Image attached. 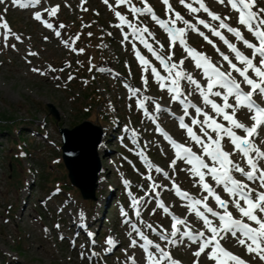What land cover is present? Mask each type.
Wrapping results in <instances>:
<instances>
[{"label": "rangeland", "instance_id": "1", "mask_svg": "<svg viewBox=\"0 0 264 264\" xmlns=\"http://www.w3.org/2000/svg\"><path fill=\"white\" fill-rule=\"evenodd\" d=\"M10 2L4 5L3 2L0 3V23L6 21L11 32L19 35L21 40L10 35L5 41V30L0 28V126L7 125L12 130L9 133L0 129V264H132L129 257H134L136 264H146L143 249L139 247L143 240L133 230V224L154 243H159L162 248L171 252L173 259L180 264H194L197 258L193 253L198 245L185 239L182 246L179 244L173 248L170 244L172 249L168 250V241L161 240L156 234L167 232L170 235L172 222L171 216L157 208V193L158 198L174 215L187 219L189 224L196 226L193 232L204 230L202 221L188 214L183 206L185 203L172 190V181L196 198H203L207 194L196 184L198 178H193L186 171L189 166L183 161H177L175 170L169 167L175 159V152L156 130L157 125L164 131H169L178 142L192 147L193 151L200 153L201 149L179 127L177 117L184 115L183 106H178L167 90L160 89L150 68L148 72H144L133 50V42L141 55L162 76H167V72L138 40L133 41L131 36L128 41L123 40L121 30L114 26L119 23L115 11L138 26H146L155 37L154 40L147 37L149 43L164 57L170 54L167 33L150 15H143L138 21L135 20L128 6L117 7L116 0H108L112 9L104 0H86V3L84 0H74L73 4L70 0H41L39 8L59 6L55 16H49L47 12L42 14L43 19L61 32V36L57 37L53 29L46 28L34 19V15L32 17L31 14L23 13L17 4ZM131 3L138 8L144 7L142 0H131ZM147 3L158 17L168 18L161 0H147ZM170 3L176 12L214 40L221 51L229 53L235 59L218 37L196 23L198 17L213 27H218L217 21H212L203 11L189 13L180 0H170ZM205 3L221 17L230 16L227 23L240 29L246 39L258 43L254 36L238 24V13L232 11L226 2L220 4L217 0H205ZM84 8L87 11L82 10ZM257 8H264V0H257ZM60 24L65 27L59 29ZM176 26L184 27L180 21H177ZM128 31L125 27L124 32ZM221 31L227 39L235 41L245 55L251 57V49L237 41L231 33ZM77 34L79 39L75 40ZM42 35H46V41H43ZM185 38L189 47L204 53L214 64L222 66V70H230L220 53L197 32L189 30ZM64 40L69 42V46L62 43ZM72 47L77 51H72ZM79 49L84 51L81 53ZM29 52L36 55H29ZM171 53L173 62L183 60V69L191 73L202 86H206L207 81L202 72L195 67L179 43L171 49ZM254 62L258 64L259 57ZM33 68L39 69V74L32 71ZM101 68L105 71H99ZM232 75L241 78L235 72ZM145 76L147 85L142 79ZM181 83L187 93H192L191 103L200 106L210 115H215L210 106L203 104L194 86L186 81ZM125 84L139 88V94L131 97ZM144 97L151 98L145 102V108L158 116V124L149 119L144 109L137 107V100ZM210 98L223 103L221 98ZM254 99L264 103V98L259 95L254 96ZM229 102L235 103L232 98ZM49 103L55 107L57 117L48 111ZM156 103L161 105V109L162 106L168 107L172 112L162 110L157 113ZM249 116L246 109H239L236 113V118L247 126L252 124ZM193 117L195 110L189 108L186 122L191 124ZM84 120L99 125L101 131L97 146L101 170L98 173L95 200L83 199L79 190L70 184L62 161L59 129H70ZM219 122L227 126L222 118H219ZM132 130L137 133L135 138ZM194 130L202 135L199 126ZM263 134L264 126L254 137V141L258 147L264 148ZM222 143L224 150L230 153L234 150L227 137ZM140 152L144 156L139 155ZM232 159L246 170L244 159L238 152ZM146 160L155 166L151 171L146 166ZM262 166L264 167V163ZM156 167L167 172L169 178H165L163 172H157ZM148 175L152 176V180L145 178ZM234 175L237 179H245L239 173ZM125 180L129 181L127 187ZM153 182L160 185L155 192L151 187ZM207 182L211 183L210 180ZM252 187L264 190L260 188L259 181ZM129 192L137 199L143 197L140 217L136 216L131 207ZM217 193L229 201L230 209L239 217L231 204V197L224 191ZM209 202L216 206L212 198ZM122 210L128 213L127 217L121 214ZM68 213L79 214L80 219L72 223L68 220ZM209 218L218 223L215 218ZM91 221L92 225L86 226ZM148 224L156 231L148 228ZM206 235L210 233L206 232ZM109 238L115 241L113 251L108 250L110 246L106 241ZM168 239L172 237L168 236ZM133 240L137 242L135 247L131 246ZM223 245L252 264H264L258 257L250 256L234 238L223 240ZM93 252L96 255L93 256ZM82 253L85 254L84 258ZM199 261L200 264H214L207 259L206 253L201 255Z\"/></svg>", "mask_w": 264, "mask_h": 264}, {"label": "snow or ice", "instance_id": "2", "mask_svg": "<svg viewBox=\"0 0 264 264\" xmlns=\"http://www.w3.org/2000/svg\"><path fill=\"white\" fill-rule=\"evenodd\" d=\"M3 0H0L2 3ZM86 3V0H84ZM165 5L167 19H161L158 17L153 8L147 3V0H142L144 7L138 8L131 3V0H116V6L127 5L129 11L132 13L135 20H139L140 16L150 15L151 19L159 25L168 35L170 41V54L167 57L160 55L149 43L147 37L154 35L149 31L146 26H138L128 18L122 15L119 11H115L119 23L114 25L119 28L123 34V40L128 41L129 36L133 38V41H139L143 46L148 49L149 52L160 62L167 76H162L156 67L152 66L150 62L141 55L140 51L136 48V44L133 42V50L137 60L141 63L144 72H148L151 69V74L155 78L161 90H167L174 102H178L183 106L184 115L177 117L179 127L185 130L187 137L201 149L200 154L193 151L192 147L185 143H180L171 137L167 132L157 125V131H159L164 138L171 145L175 152V159H173L169 165L170 168L175 170L177 161H183L189 167L186 171L193 178H198L196 184L202 189L203 192L207 193L203 198H196L187 191H184L180 186L173 180L172 190L175 195L181 200L185 201L183 205L189 215H194L199 221H202L203 229L198 232H193L187 219H182L172 213L169 207L165 206V203L160 200L159 194L157 193L156 206L163 210V212L171 216V233L172 239H168L169 234L167 232L156 233L159 235L161 240H167L169 244L175 246L177 243H182L185 239L189 240L192 244L198 245L193 255L197 258L194 264H200L199 257L202 254L207 255L209 261H213L214 264H249L248 261L240 257L239 255L228 250L221 241L231 237L234 238L236 243L244 247L246 252L250 256L258 257L260 261H264V191H257L255 188L250 187L248 183H244L242 180L237 179L233 173H239L242 177L246 178L247 181L255 183L259 181V186L264 189V167H261L260 162L264 161V150L257 146L254 141V137L259 134V130L264 126V104L258 103L254 99V96L259 95L264 98V8H257V0H217L220 4H227L232 11L238 13L237 22L243 26L252 36L255 37L258 43H253L247 40L242 31L236 27H232L228 20L230 16L221 17L219 14L214 13L206 5L205 0H180V3L185 7L189 13L197 14L201 11L207 13L208 17L212 21L218 22V27H213L204 19L197 17L196 23L203 25L204 28L208 29L211 34L218 37L234 54L237 63L229 58L228 55L220 52L219 48L216 50L220 52L223 61L227 62L229 71L222 70V66L214 64L209 57L204 53L198 52L196 49L188 46L186 41V33L191 30L197 32L202 36L209 44H212L215 48L214 42L209 39L204 32L199 31L195 24L186 20L179 12H176L170 0H161ZM14 4L19 7H35L41 3V0H13ZM105 4H108V0H104ZM198 5V7L196 6ZM109 8L112 9V5L108 4ZM255 9V10H254ZM87 11L86 8L82 9ZM45 12L49 16H55L59 11V6H55L51 9H45ZM34 19L40 21L46 28L53 29L57 37L61 36V32L58 29H54V25L49 23L47 20L42 18L41 12L34 13ZM2 20V18H0ZM177 21L183 23L184 27H177ZM65 25L60 24L59 29H63ZM129 29L128 32H124V28ZM0 28L5 31L3 38L5 41L10 35L15 36L16 40H21L19 35H15L11 32L9 25L6 21L0 23ZM221 30H226L231 33L237 41L243 43V45L252 50L251 57L242 53L237 46L230 42ZM147 33V36H145ZM111 35V33H109ZM91 36V33H89ZM47 39V37H45ZM79 39V34L74 38ZM123 42V41H122ZM65 46H69L67 40L62 41ZM74 43V40H73ZM179 43L180 47L187 53L188 58H191L195 67L202 72L203 78L207 81L206 86H202L191 73L186 72L183 69L184 61L181 60L179 63L172 61L173 53L171 49ZM7 46V45H5ZM15 48V45H12ZM161 50L163 45L160 46ZM72 51H77L74 47ZM79 52H83L84 49H79ZM29 55H36L34 52H29ZM257 57H259V63H255ZM243 65V67H239ZM55 71V69H51ZM32 71L38 72L39 69L33 68ZM99 71H105L101 68ZM235 72L242 78L243 84L248 86L247 91L242 87L241 82L233 77L232 73ZM251 72L253 76L249 75ZM44 75L43 72H40ZM71 79V77H70ZM143 83L147 85V77H143ZM182 81H186L189 85L194 86L196 92L202 98V102L206 106H210L212 113L204 111L203 108L193 104L189 101L188 97L192 94L191 92L185 94V90L182 86ZM128 88L131 97H135L139 88H132L128 84L124 85ZM215 89V90H214ZM130 97V98H131ZM210 97L221 98L223 103H217ZM230 98L234 99L235 103H230ZM150 97H144L142 100H137V107L144 109L145 114L149 115V118L156 121V116L148 113L145 108V102L150 100ZM189 108L195 110V117L191 119V124L185 123V117L189 116ZM239 109H246L250 113L249 119L252 121L251 126H247L236 118V113ZM155 110L157 113L161 112V105L155 104ZM231 110V111H229ZM203 117V119H200ZM219 118L227 122V126L224 123L219 122ZM196 126H199V131L202 135H198L194 130ZM242 130L244 135H238L235 130ZM127 131V129H126ZM211 133H214L213 136ZM133 138L137 135L135 130H132ZM227 137L233 146L234 151L232 153L224 150L223 140ZM239 153L246 162L248 170L241 167L239 163L233 161L232 156L235 153ZM139 155L144 156L143 152ZM207 158V160L205 159ZM146 159V158H145ZM146 166L151 171L152 167L150 161L146 160ZM157 172H163L165 178H169L168 173L164 172L163 169L156 167ZM207 177H210L215 182L217 187H221L224 192L231 197V204L239 213V218H236L232 211L229 210V201L225 200L219 195L214 187L207 182ZM148 180H152V176L148 175L145 177ZM125 186L129 185V181H124ZM194 184V186H196ZM152 191L155 192L156 188L160 185H151ZM131 198V207L135 210L137 217H140V205L144 203L143 197L137 199L129 192ZM211 197L216 204V207L222 211H216L212 206H209L208 199ZM123 216L127 217L128 213L122 210ZM213 217L218 221L214 222ZM125 223H128L125 220ZM183 226V231L181 227ZM153 232L156 230L152 228L151 224L147 225ZM134 231L143 240V243L139 245L143 249V253L146 259V264H180L178 260L173 259L170 252L166 251L161 247L159 243H154L149 239L143 232H141L135 224L132 225ZM210 233V235H206ZM91 236L92 234L89 233ZM179 237V241L176 239ZM94 243V241H93ZM107 245H109V251L111 247L115 246V241L111 238L107 239ZM137 242L132 241L131 246L135 247ZM154 249L155 251H153ZM84 253L81 254L84 258ZM96 255V253H92ZM91 259V257H88ZM132 264H136L134 257H129Z\"/></svg>", "mask_w": 264, "mask_h": 264}, {"label": "water", "instance_id": "3", "mask_svg": "<svg viewBox=\"0 0 264 264\" xmlns=\"http://www.w3.org/2000/svg\"><path fill=\"white\" fill-rule=\"evenodd\" d=\"M49 112L57 117L52 104H47ZM62 160L68 170L70 183L79 188L83 199H96L98 173L101 170L97 158L100 143L99 125L84 120L74 127L60 128Z\"/></svg>", "mask_w": 264, "mask_h": 264}, {"label": "bare ground", "instance_id": "4", "mask_svg": "<svg viewBox=\"0 0 264 264\" xmlns=\"http://www.w3.org/2000/svg\"><path fill=\"white\" fill-rule=\"evenodd\" d=\"M10 1H13V0H3V5L4 4H7L8 2L9 3H11ZM70 2H71V4H73L74 3V0H70ZM41 5V3L39 4V5H37V6H35V7H27V8H25V7H19V9H21L22 10V12L23 13H25V14H27V15H32V17H33V15H34V13L35 12H41L42 14L43 13H46L44 10L45 9H51V7H43V8H39V6ZM42 37H43V41H46V39H45V37H46V35H42ZM36 74H39V72H36ZM139 94V93H138ZM213 136H215V134L214 133H211ZM233 152V151H232ZM147 206V205H146ZM67 216H68V220H70L72 223H74V222H77L78 221V219H80L79 217H80V215L79 214H76V215H73L72 213H68L67 214ZM89 225H92V221L90 222V224H87L86 226H89ZM79 227V226H78ZM181 227V231L183 230V226H180ZM83 228V227H82ZM170 233H171V231H170ZM123 237H124V240H126L127 238L125 237V235H123ZM188 246V245H187ZM169 248H171V247H169Z\"/></svg>", "mask_w": 264, "mask_h": 264}, {"label": "trees", "instance_id": "5", "mask_svg": "<svg viewBox=\"0 0 264 264\" xmlns=\"http://www.w3.org/2000/svg\"><path fill=\"white\" fill-rule=\"evenodd\" d=\"M0 129H2V130L5 129V130H6L7 132H9V133L12 132V130H10V127H8L7 125H4V126L1 125V126H0Z\"/></svg>", "mask_w": 264, "mask_h": 264}]
</instances>
